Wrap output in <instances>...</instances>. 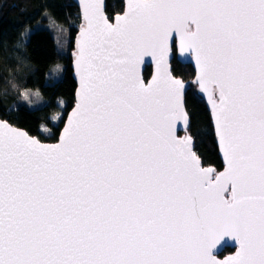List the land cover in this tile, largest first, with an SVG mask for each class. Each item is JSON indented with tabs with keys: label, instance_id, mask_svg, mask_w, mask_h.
Listing matches in <instances>:
<instances>
[{
	"label": "snow or ice",
	"instance_id": "1",
	"mask_svg": "<svg viewBox=\"0 0 264 264\" xmlns=\"http://www.w3.org/2000/svg\"><path fill=\"white\" fill-rule=\"evenodd\" d=\"M80 3L59 141L0 119V264H264V0H126L112 21L104 0ZM188 92L211 105L221 172L193 151ZM225 237L236 251L218 259Z\"/></svg>",
	"mask_w": 264,
	"mask_h": 264
},
{
	"label": "trees",
	"instance_id": "2",
	"mask_svg": "<svg viewBox=\"0 0 264 264\" xmlns=\"http://www.w3.org/2000/svg\"><path fill=\"white\" fill-rule=\"evenodd\" d=\"M106 3L111 19L124 10V0H106ZM48 17H52L56 24H52ZM80 25L79 9L72 0H0V99L4 101L0 104L1 119L25 129L41 141L53 143L58 140L65 119L75 104L77 83L73 78L71 53ZM25 26L35 34L26 49L17 50L15 44ZM58 64L63 70L60 78L53 71ZM179 68L184 81L194 78L191 65L179 63ZM150 75L151 68L147 67L144 76L148 79ZM5 78L15 83L16 89L5 83ZM25 90L36 96L32 99L37 103L31 107L28 106L30 102L19 95ZM5 91L7 97L3 96ZM185 101L197 155L204 166L222 170L223 163L205 101L193 97L191 92L186 94ZM12 105H16L17 110L7 111ZM53 116L61 119L53 120ZM227 252L233 250L227 249Z\"/></svg>",
	"mask_w": 264,
	"mask_h": 264
},
{
	"label": "water",
	"instance_id": "3",
	"mask_svg": "<svg viewBox=\"0 0 264 264\" xmlns=\"http://www.w3.org/2000/svg\"><path fill=\"white\" fill-rule=\"evenodd\" d=\"M73 1V3L75 4V5H77V7H78V9H79V13H80V18H81V25H80V27L83 25V6H82V4L80 3V0H72ZM104 5H105V14L108 16V14H107V11H106V8H107V3H106V0H104ZM126 10V0H124V10H123V12ZM123 12L122 13H120V14H117V15H115L112 19L109 17V19H110V21H112V20H114V18L116 17V16H118V15H122L123 14ZM80 30V29H79ZM78 39H79V31H78V34H77V36H76V38H75V43H74V49H73V51H72V53H71V58H72V69H73V78H74V80L76 81V83H77V90H76V94H75V103H76V101H77V92H78V76L76 75V73H75V70H74V63H75V52H76V43H77V41H78ZM179 63H181V64H183V65H191L192 66V68L194 69V71H195V75L198 73V69H197V67H196V65H195V59L194 58H192V59H185V58H181L180 59V62ZM147 67H150L151 68V75H150V77L148 78V79H146V82H150L151 81V78L155 75V72H156V65H155V61H152L151 60V58L150 57H145V59H144V64L141 66V75L142 76H144V73H145V70H146V68ZM195 75H194V78H195ZM145 77V76H144ZM194 78L192 79V80H189V81H185V84H186V87H189V86H191L192 85V82H193V80H194ZM186 98V97H185ZM200 98L201 99H203L204 101H205V103H206V106H207V109H208V111H209V113H210V116H211V120H212V125H213V128H214V117H213V115H212V113H211V105L210 104H208L207 103V97H206V95H204V94H200ZM186 102V101H185ZM74 106H75V104H74ZM74 108V107H73ZM73 108L70 110V112L68 113V115H67V117L68 116H70V114H71V112H72V110H73ZM67 117H66V119H67ZM1 119V118H0ZM66 119H65V123H66ZM65 123H64V125H63V127L65 126ZM13 126H15V125H13ZM190 126H191V119H190ZM17 127V126H16ZM22 130H25V129H23V128H21ZM26 131V130H25ZM62 131H63V128H62V130H61V132H60V134H59V137H60V135L62 134ZM28 132V131H27ZM184 133L183 132H180V135H183ZM189 134H190V132H189ZM214 134H215V139H216V144H217V147H218V152H219V156H220V158H221V161H222V163H223V169L222 170H217L216 169V167H214V166H204L203 165V162H202V160H201V158H200V161H201V166H203V167H211V168H214L217 172H221V171H223L224 170V160H223V153H222V150H221V148H220V145H219V140H218V136H217V134H216V132H215V129H214ZM31 135V134H30ZM191 135V134H190ZM33 136V135H32ZM37 139H39V137H37V136H35ZM59 137H58V140L56 141V142H53V143H50V142H44V141H41V142H43V143H48V144H55V143H57L58 141H59ZM193 151H195V141H194V139H193ZM195 153H196V151H195ZM197 154V153H196ZM236 245L234 244V242H232L231 240H230V238H227V237H225L224 238V240H222L221 241V243H220V245H218V247H217V258L218 259H225V258H227L228 256H231V255H234L235 254V251H236ZM227 249H232L233 250V252L232 253H229V254H226V251H227Z\"/></svg>",
	"mask_w": 264,
	"mask_h": 264
},
{
	"label": "rangeland",
	"instance_id": "4",
	"mask_svg": "<svg viewBox=\"0 0 264 264\" xmlns=\"http://www.w3.org/2000/svg\"><path fill=\"white\" fill-rule=\"evenodd\" d=\"M57 66H59V68L62 69V67H61L62 65H61V64H58ZM57 66H56L55 69H57ZM56 73H57V78H60V76H62V71H56ZM191 80H192V79H191ZM28 93H29V92H28ZM32 98H36V96L34 97L32 94H29V97H28V100H27V101H29L31 105L37 103V102H36L34 99H32Z\"/></svg>",
	"mask_w": 264,
	"mask_h": 264
},
{
	"label": "flooded vegetation",
	"instance_id": "5",
	"mask_svg": "<svg viewBox=\"0 0 264 264\" xmlns=\"http://www.w3.org/2000/svg\"><path fill=\"white\" fill-rule=\"evenodd\" d=\"M226 254H229V253L226 251Z\"/></svg>",
	"mask_w": 264,
	"mask_h": 264
}]
</instances>
